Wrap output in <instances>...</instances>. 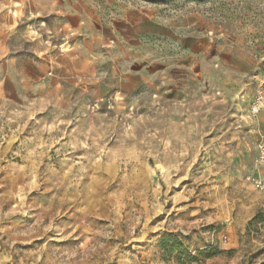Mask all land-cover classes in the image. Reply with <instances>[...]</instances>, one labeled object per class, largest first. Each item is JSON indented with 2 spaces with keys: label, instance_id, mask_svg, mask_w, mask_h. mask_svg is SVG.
<instances>
[{
  "label": "rangeland",
  "instance_id": "374dc122",
  "mask_svg": "<svg viewBox=\"0 0 264 264\" xmlns=\"http://www.w3.org/2000/svg\"><path fill=\"white\" fill-rule=\"evenodd\" d=\"M48 2L0 0V264H264V0Z\"/></svg>",
  "mask_w": 264,
  "mask_h": 264
},
{
  "label": "crops",
  "instance_id": "0c3cea01",
  "mask_svg": "<svg viewBox=\"0 0 264 264\" xmlns=\"http://www.w3.org/2000/svg\"><path fill=\"white\" fill-rule=\"evenodd\" d=\"M22 2V4H26L28 7L34 5V0H18ZM36 1V0H35ZM79 1V5H74V0H49L47 5L41 6L37 10H43L47 12H60V14L65 17H70L72 19L74 26L78 28L79 33L82 32L83 29H86L88 19H92L88 17L87 11H93L91 3H84V0ZM70 27V26H69ZM65 28H68L66 26Z\"/></svg>",
  "mask_w": 264,
  "mask_h": 264
},
{
  "label": "built area",
  "instance_id": "2783aa9c",
  "mask_svg": "<svg viewBox=\"0 0 264 264\" xmlns=\"http://www.w3.org/2000/svg\"><path fill=\"white\" fill-rule=\"evenodd\" d=\"M262 158H264V150L262 151ZM256 184L258 185L259 188L264 189V181L263 180H258V182H256Z\"/></svg>",
  "mask_w": 264,
  "mask_h": 264
}]
</instances>
